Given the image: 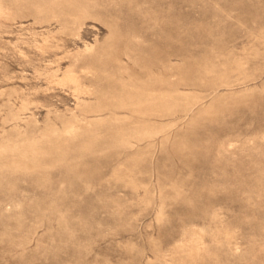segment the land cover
<instances>
[{
    "label": "rangeland",
    "instance_id": "rangeland-1",
    "mask_svg": "<svg viewBox=\"0 0 264 264\" xmlns=\"http://www.w3.org/2000/svg\"><path fill=\"white\" fill-rule=\"evenodd\" d=\"M0 264H264V0H0Z\"/></svg>",
    "mask_w": 264,
    "mask_h": 264
}]
</instances>
